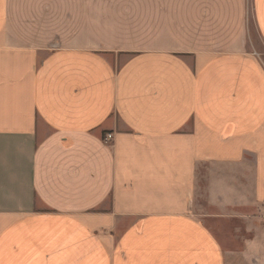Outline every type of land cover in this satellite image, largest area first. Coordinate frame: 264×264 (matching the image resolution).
<instances>
[{"label":"crops","instance_id":"obj_1","mask_svg":"<svg viewBox=\"0 0 264 264\" xmlns=\"http://www.w3.org/2000/svg\"><path fill=\"white\" fill-rule=\"evenodd\" d=\"M251 28L264 0H0V264H227L199 210L264 207Z\"/></svg>","mask_w":264,"mask_h":264},{"label":"rangeland","instance_id":"obj_2","mask_svg":"<svg viewBox=\"0 0 264 264\" xmlns=\"http://www.w3.org/2000/svg\"><path fill=\"white\" fill-rule=\"evenodd\" d=\"M249 48L264 64V40L255 28H251ZM200 203L199 212L210 214L207 223L227 255V264H264V207L248 206L224 216L220 211H207L206 202Z\"/></svg>","mask_w":264,"mask_h":264},{"label":"built area","instance_id":"obj_3","mask_svg":"<svg viewBox=\"0 0 264 264\" xmlns=\"http://www.w3.org/2000/svg\"><path fill=\"white\" fill-rule=\"evenodd\" d=\"M108 139H111L112 138V135H108V137H107Z\"/></svg>","mask_w":264,"mask_h":264}]
</instances>
